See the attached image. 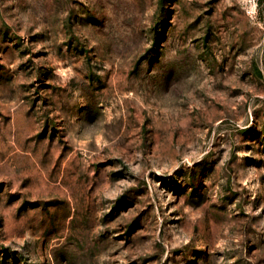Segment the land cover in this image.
<instances>
[{"label":"rangeland","instance_id":"obj_1","mask_svg":"<svg viewBox=\"0 0 264 264\" xmlns=\"http://www.w3.org/2000/svg\"><path fill=\"white\" fill-rule=\"evenodd\" d=\"M0 264H264V0H0Z\"/></svg>","mask_w":264,"mask_h":264}]
</instances>
